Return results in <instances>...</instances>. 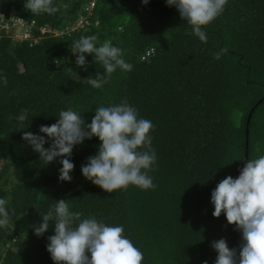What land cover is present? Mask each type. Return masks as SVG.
<instances>
[{
  "label": "trees",
  "instance_id": "trees-1",
  "mask_svg": "<svg viewBox=\"0 0 264 264\" xmlns=\"http://www.w3.org/2000/svg\"><path fill=\"white\" fill-rule=\"evenodd\" d=\"M89 1L53 0L58 11L49 15L31 13L24 0H0L6 14L34 21L33 37H40L32 46L0 37V198L10 217L0 229V264H55L46 248L54 221L40 237L33 226L60 199L81 219L122 225L143 252L142 264H215L211 245L221 238L238 256L241 232L223 213L212 215L210 199L217 184L238 177L246 163L251 110L248 159L264 155V0H229L204 26L207 43L165 0H96L84 27L41 37L42 27L73 28ZM81 36L122 48L133 70L117 69L93 88L88 80L104 69L92 54H85L86 68L75 64ZM225 47L228 53L214 59ZM124 99L154 125V190L130 185L108 193L86 180L81 167L98 151L97 137L73 148L70 182L58 179L65 157L45 165L23 139L27 131L45 135L40 126L56 123L61 110L71 107L90 123L96 107ZM22 110L24 129L16 119ZM45 138L48 148L52 141Z\"/></svg>",
  "mask_w": 264,
  "mask_h": 264
},
{
  "label": "clouds",
  "instance_id": "clouds-1",
  "mask_svg": "<svg viewBox=\"0 0 264 264\" xmlns=\"http://www.w3.org/2000/svg\"><path fill=\"white\" fill-rule=\"evenodd\" d=\"M92 1V0H91ZM89 1V2H91ZM88 2V3H89ZM96 2V0H95ZM174 6L180 17L191 26V34L202 43L208 35L204 26L223 14L229 0H165ZM87 3V4H88ZM149 0H142L147 5ZM86 4V5H87ZM84 5V6H86ZM83 6V7H84ZM24 7L33 14L49 15L58 11L53 0H24ZM95 36H81L75 43V64L86 68L85 54H92L94 60L104 69L103 75H96L88 83L101 88L107 77L119 69L131 72L134 65L125 59V51L104 42L96 45ZM228 48H222L214 59L219 60ZM90 123H86L80 112L69 107L61 110L56 123L42 125L39 133L24 132L23 139L39 153L45 165L58 157L62 167L58 170L60 181L70 182L74 164L71 162L73 148L85 139L97 137L98 151L87 158L81 173L86 180L108 193L127 189L130 185L141 190H154L157 186L149 174L157 162L152 147L153 123L141 117L138 109L127 99L118 104L98 106ZM21 125L27 119V111L16 118ZM51 145L45 148L46 138ZM212 215L223 213L228 224H234L241 232L243 243L237 256V249L228 247L224 238L214 241L212 248L218 253L215 264H264V155L248 159L239 175L221 180L211 192ZM7 201L0 198V229L9 225ZM54 221V235L49 236L47 251L55 264H142L143 252L124 234L122 225H109L94 216L81 219L79 212L69 209L65 199L56 200L50 210L42 215V222L34 227L36 236H42ZM203 264H208L205 260Z\"/></svg>",
  "mask_w": 264,
  "mask_h": 264
},
{
  "label": "built area",
  "instance_id": "built-area-1",
  "mask_svg": "<svg viewBox=\"0 0 264 264\" xmlns=\"http://www.w3.org/2000/svg\"><path fill=\"white\" fill-rule=\"evenodd\" d=\"M95 6V0L89 2L81 9L80 15L73 28L70 26L65 27L62 31L50 29L48 27H42L40 29L41 37L46 34L52 36H60L69 34L77 28L84 27L87 24V18L92 15ZM35 29V22H28L20 16H16L12 11L6 14V12L0 9V37L8 38L12 43H28L32 46L40 38L33 37V30ZM148 55V54H147Z\"/></svg>",
  "mask_w": 264,
  "mask_h": 264
},
{
  "label": "water",
  "instance_id": "water-1",
  "mask_svg": "<svg viewBox=\"0 0 264 264\" xmlns=\"http://www.w3.org/2000/svg\"><path fill=\"white\" fill-rule=\"evenodd\" d=\"M258 103H260V101ZM252 112H253V110L250 111V113L248 115V118H247V122H246V144H245V159H246V162H247V159H248V125H249L250 120H251Z\"/></svg>",
  "mask_w": 264,
  "mask_h": 264
},
{
  "label": "rangeland",
  "instance_id": "rangeland-1",
  "mask_svg": "<svg viewBox=\"0 0 264 264\" xmlns=\"http://www.w3.org/2000/svg\"><path fill=\"white\" fill-rule=\"evenodd\" d=\"M10 180H12V181H13V179H12V178H10Z\"/></svg>",
  "mask_w": 264,
  "mask_h": 264
}]
</instances>
